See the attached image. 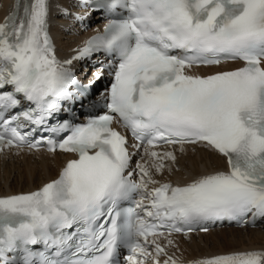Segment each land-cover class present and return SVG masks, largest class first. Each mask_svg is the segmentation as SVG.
<instances>
[{
    "label": "snow or ice",
    "instance_id": "6c2138e0",
    "mask_svg": "<svg viewBox=\"0 0 264 264\" xmlns=\"http://www.w3.org/2000/svg\"><path fill=\"white\" fill-rule=\"evenodd\" d=\"M55 7L103 23L61 56L52 0H14L0 19V156L63 157L35 188L0 193V264H264V244L182 245L264 224V0ZM190 148L220 166L182 169Z\"/></svg>",
    "mask_w": 264,
    "mask_h": 264
},
{
    "label": "bare ground",
    "instance_id": "6f19581e",
    "mask_svg": "<svg viewBox=\"0 0 264 264\" xmlns=\"http://www.w3.org/2000/svg\"><path fill=\"white\" fill-rule=\"evenodd\" d=\"M68 4V0H52V4ZM9 0L0 2V19L8 11ZM52 33L54 34L58 51L61 56L70 54V49L75 47L82 39L79 35L69 34L63 30L58 22L68 23L67 19L59 16L57 9H52ZM77 27V26H76ZM91 32L93 25L87 28ZM75 30V29H73ZM72 31V30H71ZM63 157L60 153L55 156L46 153L27 154L19 156L9 154L7 159L0 156V193L5 191H19L35 188L48 178L56 175L61 166ZM207 163L209 168L220 166V158L210 156L203 149L197 148L195 152L189 149L187 154L179 157L182 169L200 171L202 165ZM183 177V172L175 174L172 178ZM264 244V228H235L226 227L208 230L207 233H192L191 239L182 241L187 256H196L202 253H212L223 249L244 248Z\"/></svg>",
    "mask_w": 264,
    "mask_h": 264
}]
</instances>
